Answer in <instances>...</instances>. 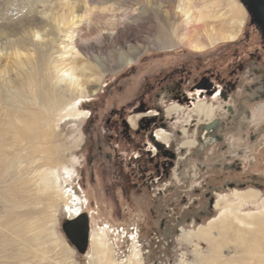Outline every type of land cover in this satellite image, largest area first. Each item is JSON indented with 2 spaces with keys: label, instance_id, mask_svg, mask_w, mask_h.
<instances>
[{
  "label": "rangeland",
  "instance_id": "rangeland-1",
  "mask_svg": "<svg viewBox=\"0 0 264 264\" xmlns=\"http://www.w3.org/2000/svg\"><path fill=\"white\" fill-rule=\"evenodd\" d=\"M77 1L79 3L76 6L83 10L84 4L79 0H12L10 5L8 3L1 7L0 13L5 18L1 29L12 30L13 26L26 20L49 22L53 11L59 9L64 12L68 5ZM134 2L138 6L146 4L145 0ZM157 30L159 27L154 23L144 24L141 41L148 43ZM147 43V49L137 64L105 75L99 92L78 106L84 111L81 117L72 114L58 116L50 121L47 134L51 137V143L48 148L55 152V160L59 163L62 187L72 185L87 204L84 210L90 217V236H106L105 231H112L106 239L113 249L112 256L119 263L129 264L132 245L137 241V249L141 250L145 264H177L182 253L192 250L190 244L180 240L183 231H194L218 215L219 209L209 207L211 197L215 203L221 196L235 201L236 190L256 189L264 198V70L258 64V58L264 57L263 38L247 12L246 25L239 40L206 53H192L191 48L182 45L157 50ZM196 56L203 63L211 61L213 72H221L226 76L239 62L243 65V71L234 78L237 88L246 90V100L239 102L242 105L240 121L237 120L239 124L235 125L233 119L227 124V118L232 116L237 103L234 97L230 99L224 96L214 102L216 113L212 120L217 118L219 122L227 121L226 129H221L226 143L224 149L212 143L214 138H209L205 133L204 123L212 120L197 112L196 104L201 100L199 94L193 95L189 87L182 86L183 81L175 74L181 65L190 70ZM160 58L167 62L157 63L153 69L142 72L137 87L124 97L130 85L126 88L129 79L136 76L140 69L143 71L144 63ZM13 61L4 58L0 62V71L6 72L1 78L9 79L17 75ZM131 67L135 69L129 71ZM168 76L170 79L166 81ZM148 83L154 86L152 91L146 92L144 89ZM139 99L146 103L148 109L154 110L149 115L158 118L157 125L153 127L154 133L159 129L169 133L170 141L164 147L176 155L174 168L170 178L162 181L155 179L143 192L125 196L119 193L118 200H113L110 184L106 183L102 175H110L112 163L121 161L113 156L114 153L124 160L122 169L127 172L128 158L139 147L133 140H124L119 129L115 128L116 120L126 119L134 135L136 126L130 120L138 123V114L133 109ZM175 105L180 106L181 110L170 111ZM186 129L187 135H184ZM30 165L27 166L29 171L25 169L32 174L24 177L28 185L24 204L17 207L5 198L4 192L24 179L17 166L11 169L9 175H4V164L0 160V226L3 222L11 221L18 213H30V222L35 227L39 224L37 218L50 215L48 222L41 223L40 230L46 231L47 235L42 240L43 245L38 254L46 250L50 257L59 260L70 258L77 264H89L86 254L90 245L85 251H78L63 232L62 225L67 220L64 201L53 203L46 195L37 192L32 179L35 166ZM234 177L245 181L246 186L216 190L217 186L221 189L225 180ZM6 178L9 179L8 185L4 184ZM29 178L33 180L31 183ZM258 209V202L244 207L246 211ZM200 245L202 248L207 247L205 241L200 242ZM229 245L236 246L233 242ZM221 249L223 256L228 257V244Z\"/></svg>",
  "mask_w": 264,
  "mask_h": 264
},
{
  "label": "bare ground",
  "instance_id": "bare-ground-1",
  "mask_svg": "<svg viewBox=\"0 0 264 264\" xmlns=\"http://www.w3.org/2000/svg\"><path fill=\"white\" fill-rule=\"evenodd\" d=\"M79 1L83 10L76 6L77 1L64 12L53 11L49 22L26 20L8 31L1 29L5 18L0 13V62L14 60L17 74L6 79L1 78L6 72L0 71V160L4 175L17 166L25 181L6 188L5 198L23 206L28 186L24 177L30 174L27 166L31 164L35 173L30 183L33 181L37 192L50 202L63 200L70 220L85 214L87 204L72 185H61L59 163L48 148L50 121L72 114L81 117L84 111L78 106L99 92L107 73L114 74L140 60L147 49V42L141 41L147 22L159 27L147 43L155 49L182 45L204 52L238 41L247 21L245 6L236 0H145L143 6L134 0ZM11 2L0 0V10ZM197 106L199 111L214 113L205 102ZM179 109L172 107V111ZM156 135L169 143V133L159 130ZM8 183L6 178L4 184ZM234 197L231 201L221 196L215 203V209L220 210L217 216L194 231H183L180 240L192 250L182 253L177 264H264V198L256 189L236 190ZM257 202L258 210H244ZM30 216L18 213L0 226V264H77L70 258L50 257L46 250L38 254L47 235L40 230L41 223L48 222L50 215L37 218L36 227ZM111 233L108 229L106 236H90L89 264H123L112 256L106 239ZM202 241L206 248L201 247ZM227 244L225 257L221 248ZM137 246L136 241L129 264H145Z\"/></svg>",
  "mask_w": 264,
  "mask_h": 264
},
{
  "label": "flooded vegetation",
  "instance_id": "flooded-vegetation-1",
  "mask_svg": "<svg viewBox=\"0 0 264 264\" xmlns=\"http://www.w3.org/2000/svg\"><path fill=\"white\" fill-rule=\"evenodd\" d=\"M253 21L254 19L250 17ZM257 30L260 32L262 38H263V46H264V33L262 30H260L256 26ZM204 51L203 53L208 52ZM192 53H197L193 51ZM252 55V54H251ZM196 59L194 60V66H191L192 68L190 70L185 68V65H181L178 67L176 71V76L179 77V80L183 81L181 84L182 86L189 87L190 92L195 95L199 94L201 100L198 102H205L207 106H210L211 109H213L214 113H207L206 111H200V115H204L206 118L212 120L215 117V108H214V102L217 101L216 99H219L221 97H234L235 107L232 116L227 118V124H229V121L233 119V123L235 125H238L240 121V114H241V107L242 105L239 104V102H244L246 100V90L244 89H238L237 88V80H234L235 77L238 76V72L243 71V65L242 62H239L237 66H234L232 69L229 70L227 73L228 76L225 74L219 72L214 73L213 72V63L211 61H207L205 63L200 61V57L196 56ZM258 64L260 65V69L264 70V57L258 58ZM140 60L137 61V63ZM166 63V59L160 58L158 61L154 60L151 62L144 63L143 65V71L140 69L138 71V74L134 76L133 78L129 79V82L126 83V88L128 84V90L124 94V97L128 96L134 88L137 87L138 81L141 77V73L153 69L157 63ZM136 63V64H137ZM205 64V65H204ZM207 67L205 68V66ZM135 68L131 67L129 71L134 70ZM204 70V72H202ZM226 71V70H225ZM125 75V74H124ZM123 75V76H124ZM196 75V77L193 79V76ZM169 77V76H168ZM170 79L167 78L166 81ZM232 79L234 81H232ZM136 86V87H135ZM152 83H148L145 85V91L149 92L152 91L151 88H153ZM197 102V103H198ZM146 103L142 101L141 99L137 100V105L134 106V113L138 114L136 115V118L139 119L138 123H136L135 120L131 119L130 123L133 126H136L134 128V135L132 134L126 119H123L121 121L116 120L115 128L117 127L119 129V132L121 136L125 139L133 140L136 144L139 145L138 150L135 153H132V155L128 158V171L125 172L122 169L124 161L120 155L114 153L113 156L116 157L119 161L118 163L113 162L112 166V173L110 175H102V178L106 181V183L110 184V190L112 194L111 198L113 200H118V195L121 193L128 195L129 193L134 192H143L145 188H149V185L156 180L162 181L166 180L171 177L172 171L174 168L176 155L175 153L170 150L169 148L164 147V142L160 141L157 137V132L165 131L164 129H159L154 133L153 127L157 125V119L158 118H152L156 115H149L154 110L148 109V107L145 106ZM178 106V105H175ZM181 110V107L178 106ZM172 111V107L169 109ZM175 110V111H179ZM196 110L197 104H196ZM174 111V110H173ZM151 117V118H148ZM238 120V121H237ZM162 122V121H161ZM226 122H219L217 118H215L212 121H207L204 123L205 125V133L208 134V137H213L212 143L217 144V146L221 149H224L225 142L224 137L222 136L223 133L221 132V129H226L225 123ZM163 123V122H162ZM222 123H224L222 125ZM164 124V123H163ZM162 124V125H163ZM165 125V124H164ZM193 125H196V123H193ZM132 126V129H133ZM184 135H187V129L186 132L183 131ZM196 134H198L196 132ZM207 137V138H208ZM135 139V140H134ZM163 143V144H162ZM152 144V145H151ZM219 144H222L224 146H219ZM113 161V158H112ZM149 176V178H148ZM148 179L150 183L148 182ZM246 186V182L242 181L236 177H234L231 180H225L223 185L220 187H216V190H223L229 188H244ZM115 194V195H114ZM122 195V196H123ZM215 199L213 197L210 198L209 201V207L215 208L214 206Z\"/></svg>",
  "mask_w": 264,
  "mask_h": 264
},
{
  "label": "water",
  "instance_id": "water-1",
  "mask_svg": "<svg viewBox=\"0 0 264 264\" xmlns=\"http://www.w3.org/2000/svg\"><path fill=\"white\" fill-rule=\"evenodd\" d=\"M256 26L264 33V0H240ZM63 232L78 251H85L90 239V219L87 213L75 219H67L62 225Z\"/></svg>",
  "mask_w": 264,
  "mask_h": 264
},
{
  "label": "trees",
  "instance_id": "trees-1",
  "mask_svg": "<svg viewBox=\"0 0 264 264\" xmlns=\"http://www.w3.org/2000/svg\"><path fill=\"white\" fill-rule=\"evenodd\" d=\"M253 21H254V23H255V25H256V24H257V23H256V20H253Z\"/></svg>",
  "mask_w": 264,
  "mask_h": 264
}]
</instances>
